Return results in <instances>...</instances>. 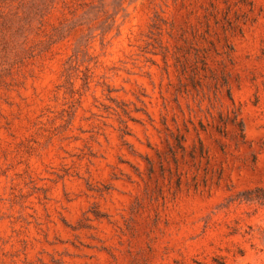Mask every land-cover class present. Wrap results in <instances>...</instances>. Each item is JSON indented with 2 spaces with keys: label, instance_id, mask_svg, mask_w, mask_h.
Returning <instances> with one entry per match:
<instances>
[{
  "label": "rangeland",
  "instance_id": "374dc122",
  "mask_svg": "<svg viewBox=\"0 0 264 264\" xmlns=\"http://www.w3.org/2000/svg\"><path fill=\"white\" fill-rule=\"evenodd\" d=\"M0 264H264V0H0Z\"/></svg>",
  "mask_w": 264,
  "mask_h": 264
}]
</instances>
